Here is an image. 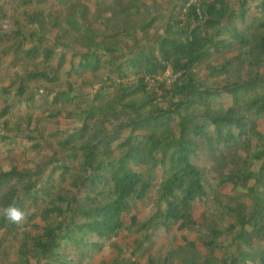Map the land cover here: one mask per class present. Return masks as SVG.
Listing matches in <instances>:
<instances>
[{
	"label": "trees",
	"instance_id": "1",
	"mask_svg": "<svg viewBox=\"0 0 264 264\" xmlns=\"http://www.w3.org/2000/svg\"><path fill=\"white\" fill-rule=\"evenodd\" d=\"M148 1L0 0V264H264V0Z\"/></svg>",
	"mask_w": 264,
	"mask_h": 264
},
{
	"label": "rangeland",
	"instance_id": "2",
	"mask_svg": "<svg viewBox=\"0 0 264 264\" xmlns=\"http://www.w3.org/2000/svg\"><path fill=\"white\" fill-rule=\"evenodd\" d=\"M147 2L149 4L151 3L148 0H147ZM20 19L22 20V18H20ZM0 29H2L3 31H11V30H13L14 29V23H13V21H11V20H0ZM227 56L228 57H232L233 54L232 53H228ZM196 71L199 72L200 75H203L205 73V70L204 69H201V70L198 69ZM261 74H263V76H264V69L261 71ZM171 78H172L171 77V74H169V73H167L165 76H162L160 78V82H158V84H157L158 87L160 88V86L162 84V81H161L162 79H164V80L166 79L167 80V79H171ZM52 127H55V128H58L59 127L58 129H60V128H64V129L69 128V129H72L73 127L75 128L76 126H72L69 121L60 119L57 122H54L53 121L52 122ZM252 130L254 132L255 131L256 132H260L264 136V120L260 121L258 123L257 127L253 128ZM127 134L128 133H125V136ZM48 158L49 157H46L45 159H43L42 160V163L47 162ZM14 160L16 162H19L21 160V156L20 155L16 156ZM232 190H233L232 186H230V185L224 186L222 188V193L223 194H232ZM143 214L144 213H141V216L140 217H142ZM194 215H195V219H196V221L198 222L199 225H205L206 224L205 221H206V218H207V212H206V208H205L204 203L201 202V203H198L196 205L195 211H194ZM125 222H126V225H130L131 224V220L129 218H125ZM36 225L40 229V228H42L43 223L40 220H38V221H36ZM135 237H136V235H135L134 231L131 230L128 235H124V236L120 237L118 241L120 242V240H122L125 244H129L131 246L132 245L135 246L137 244V241H136ZM175 238H176V240H175ZM174 242H175L176 245L183 246V245H181L182 244L181 237L178 236V234L176 233V231L173 230L169 235H167V234L164 235L162 237V239L160 240L159 244L157 245V247L153 251L152 250H149L148 253L152 257V255L154 253H161L164 250L167 251L168 248H169V246H170V244L171 243H174ZM199 248L202 249L201 246H199ZM202 250L205 251V249H202ZM118 252H119V250L116 248L109 256H106L104 259L106 261H108L111 257L117 255ZM99 260L100 259H98L95 262V264H99ZM142 264H144V263L142 262Z\"/></svg>",
	"mask_w": 264,
	"mask_h": 264
},
{
	"label": "clouds",
	"instance_id": "3",
	"mask_svg": "<svg viewBox=\"0 0 264 264\" xmlns=\"http://www.w3.org/2000/svg\"><path fill=\"white\" fill-rule=\"evenodd\" d=\"M4 216L10 223L17 225L22 224L25 220V213L14 204L4 209Z\"/></svg>",
	"mask_w": 264,
	"mask_h": 264
},
{
	"label": "built area",
	"instance_id": "4",
	"mask_svg": "<svg viewBox=\"0 0 264 264\" xmlns=\"http://www.w3.org/2000/svg\"><path fill=\"white\" fill-rule=\"evenodd\" d=\"M208 1V0H207ZM170 74V73H169Z\"/></svg>",
	"mask_w": 264,
	"mask_h": 264
}]
</instances>
